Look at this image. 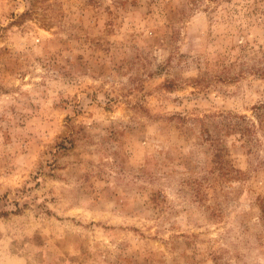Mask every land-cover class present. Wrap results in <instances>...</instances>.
I'll list each match as a JSON object with an SVG mask.
<instances>
[{
  "label": "rangeland",
  "instance_id": "rangeland-1",
  "mask_svg": "<svg viewBox=\"0 0 264 264\" xmlns=\"http://www.w3.org/2000/svg\"><path fill=\"white\" fill-rule=\"evenodd\" d=\"M0 264H264V0H0Z\"/></svg>",
  "mask_w": 264,
  "mask_h": 264
}]
</instances>
